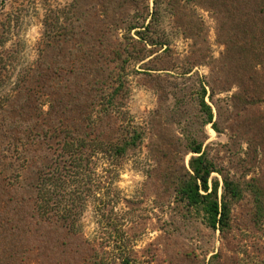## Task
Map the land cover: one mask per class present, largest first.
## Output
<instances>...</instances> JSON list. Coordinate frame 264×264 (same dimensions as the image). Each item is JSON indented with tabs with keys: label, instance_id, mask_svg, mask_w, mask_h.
<instances>
[{
	"label": "rangeland",
	"instance_id": "rangeland-1",
	"mask_svg": "<svg viewBox=\"0 0 264 264\" xmlns=\"http://www.w3.org/2000/svg\"><path fill=\"white\" fill-rule=\"evenodd\" d=\"M154 1L0 0V173L10 176L0 180V264H264V26L230 0H159L161 35L147 46L136 32ZM127 42L123 113L94 127L105 141L131 145L119 156L88 150L91 178L77 184L85 201L74 209L82 216L68 232L33 208L47 172L76 171L62 169L63 151L43 123L58 96L66 106L69 91L110 66V45ZM204 87L212 122L199 105ZM28 88L40 93L26 102ZM30 124L39 135L26 141ZM10 142L19 149L7 152ZM197 144L219 197L224 178L240 186L224 231L179 193Z\"/></svg>",
	"mask_w": 264,
	"mask_h": 264
},
{
	"label": "trees",
	"instance_id": "trees-1",
	"mask_svg": "<svg viewBox=\"0 0 264 264\" xmlns=\"http://www.w3.org/2000/svg\"><path fill=\"white\" fill-rule=\"evenodd\" d=\"M230 1L234 5H243L248 13L246 17L249 16L253 20H257L258 22L254 25L257 27L260 26L259 30H261V25L264 26V0ZM147 18H149L147 24L141 26L143 31H138L136 33L139 36L141 34L140 38L147 42V46L155 45L158 41V37L161 35V33L156 30L159 27L161 19L159 0L154 1V6L151 11L148 8ZM138 27L137 23L130 24L126 31L129 32ZM249 30L250 35H253L254 31L252 28H249ZM262 34L264 36V28H262ZM130 39L132 42L136 41L134 38ZM249 42L259 43V39L256 40L254 36ZM129 46L130 44H128V42L125 46L121 45V43H119L117 47L115 44L110 45L111 51L109 56H105L104 60L106 64L110 66L90 72L91 79L83 77L85 79L83 80L82 86L78 87L77 90L68 92V95L73 98L71 102L66 105H69L68 111H66L64 95L58 96L57 100H54L55 104H53L54 102H52V99L49 101V103L52 102V106H50V110L47 114L54 113L55 115H52L53 118L47 120V122L44 121V134L48 136V138L49 134H51V138L57 139L56 143L63 151L61 160L63 163L62 169L64 170L65 168V170L69 172L70 168H73L76 171L72 170L69 175L67 172L64 174L62 171L59 172L55 170L47 172L42 178V183L38 186V194L33 208L44 222L49 224L60 222L68 232H70L71 229L74 230L77 225L79 226L80 216H82V213H75L74 209L77 208L81 211L85 201V198L81 195L82 188L77 187V184H85L87 179L91 178L87 167L91 163V158L94 157V154L88 153V150L92 148L94 153L101 152L108 154L109 152L119 156V154H124L128 147H130L129 145H131L126 139H124V143L113 140L105 141L100 136V131L103 128L96 130V127H94L99 124L101 116L114 117L116 114L123 113L121 109L122 105L117 101L121 94L123 96L122 92L127 89L124 86V82H122L121 72H123L125 64L129 62V57L131 56L128 52ZM260 49L262 48H258V50ZM260 51L264 52L263 49ZM124 55H126V58H123ZM66 72L72 73L70 71ZM76 85L77 82H75L74 87ZM80 88L83 89L82 92ZM202 89V99L199 100V105L203 113L207 115L206 121L212 122L213 113L210 106L205 101L207 90L205 87ZM30 92L29 88L26 89L24 97L26 102H29L36 93H40L38 90H36L34 94H30ZM10 96L13 97L11 94ZM76 114L79 117H83L80 119L81 122L79 123L76 122L75 117H70ZM55 118L56 120L54 121ZM53 121L54 125H52ZM108 127L109 125H106V128ZM37 131L36 124H30L26 133H24V140L27 141L32 139V136L35 137L39 135ZM96 131H98V133ZM125 131H127V134L131 133L128 127ZM136 134L138 137L141 135V133L134 130L133 136ZM12 139L15 140V138ZM21 141L22 138L21 140L18 139L16 143H21ZM12 145H14L12 142L8 144L7 152L10 153V146ZM13 147L16 151L19 149L16 145ZM194 152L200 154V156L192 160L193 174H190L189 178L181 183L179 193L189 206L204 212L210 227L224 231L229 228L231 223L230 202L240 196V186L228 178H224L223 195L219 197L217 190L211 189L209 186V178L214 171L213 163L205 157V152L202 151V145L197 144V146L194 147ZM6 169L7 168H5V171ZM5 175L0 173V180L2 182H5L4 178H10L8 174ZM2 203L7 204V200H4ZM130 261L131 260H127L125 264H130ZM89 264H108V262L102 259H95L92 263L89 262Z\"/></svg>",
	"mask_w": 264,
	"mask_h": 264
}]
</instances>
